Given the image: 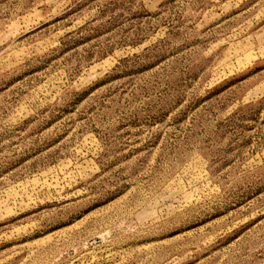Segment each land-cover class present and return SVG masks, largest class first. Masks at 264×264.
<instances>
[{"label": "rangeland", "instance_id": "374dc122", "mask_svg": "<svg viewBox=\"0 0 264 264\" xmlns=\"http://www.w3.org/2000/svg\"><path fill=\"white\" fill-rule=\"evenodd\" d=\"M0 264H264V0H0Z\"/></svg>", "mask_w": 264, "mask_h": 264}]
</instances>
